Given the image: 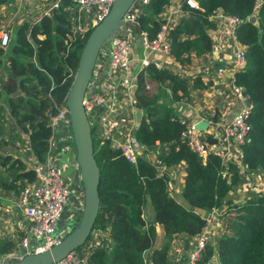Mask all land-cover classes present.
Segmentation results:
<instances>
[{"label": "trees", "instance_id": "1", "mask_svg": "<svg viewBox=\"0 0 264 264\" xmlns=\"http://www.w3.org/2000/svg\"><path fill=\"white\" fill-rule=\"evenodd\" d=\"M196 2L198 8H188L180 2L181 17L167 29L169 54L176 62L185 64L191 54L209 52V31L215 27L212 16L217 11L239 20L234 37L246 64L232 74V80L251 105L247 119L249 137L240 146L241 163L246 172L256 171L264 176V0L254 22L247 21L252 14V0ZM168 3L169 0H148L137 15L133 30L145 31L149 38L154 36L163 21L159 14ZM73 5L71 0H59L50 16L42 15L33 24L14 26L8 44L0 47V65L5 58L10 71V77L0 87V100L15 127L26 134L25 145L38 161L47 153L52 132L47 120L66 95L89 31L78 36L73 30L66 9ZM107 43L101 48L106 49ZM145 76L153 81L148 89ZM136 81L132 95L143 114L133 134L141 145L161 148L156 156L161 165L184 164L180 196L187 207L168 194L169 178L164 172L143 157H138L135 164L127 162L118 148L100 142L95 128L90 126L93 157L99 170V208L92 229L107 227L111 247L94 248L86 264H144L147 250H151V264H169L172 237L198 234L206 214L214 208L223 210L220 234L215 240L218 263L264 264V193L251 195L240 204H230L227 194L239 182L238 168L232 163L223 164L215 153L209 152L201 160L191 151L180 138L185 122L165 101L180 102L190 90L203 89L206 84L194 77L189 86L187 78L165 68L156 69L152 64L137 74ZM166 86L168 93L164 91ZM14 92L18 94L12 95ZM3 112L0 107V146L12 141L19 147L21 138L5 132ZM3 133H7L6 139L2 138ZM204 138L207 143L216 142L209 136ZM150 151L154 152V148ZM0 168V188L15 196L33 180L32 169L18 156L0 154ZM146 201L153 212L150 221L142 217ZM155 224L161 226L165 237L159 248H152ZM12 246L10 241L0 240V256ZM212 250L206 245L197 264L210 259Z\"/></svg>", "mask_w": 264, "mask_h": 264}, {"label": "built area", "instance_id": "2", "mask_svg": "<svg viewBox=\"0 0 264 264\" xmlns=\"http://www.w3.org/2000/svg\"><path fill=\"white\" fill-rule=\"evenodd\" d=\"M23 1L30 2V0ZM170 1L160 12L159 17L163 21L158 31L151 38L147 36L145 31H136L135 33L133 28L127 25V23H130L134 28L137 26L136 17L148 0H134L132 2L122 18L123 23L121 26L125 25V31H120V26L115 35L108 41L106 52L105 49L99 50L92 77L82 97V106L86 118L90 126L95 128L100 142H107L110 147L118 148L129 163L135 164L138 157H143L148 159L159 171L163 166L160 164L159 159L157 157L148 158V148L141 145L133 134L136 125L134 112L138 107L135 105L133 91L131 90L137 86L136 76L131 72V53L134 46V35H138L143 51L148 54L163 53L171 57L167 29L176 23H174L173 16L180 11L179 5H172ZM261 1L252 0L251 16L254 18ZM58 2L59 0H51L40 16H50L51 11L58 7ZM71 2L74 5L67 6L66 9L74 20H71L74 23L72 28L78 36H82L108 13L113 0H72ZM180 2L188 8H198L196 0H180ZM216 16L223 18L227 37L236 42L234 30L239 20L219 11L212 16V19L214 20ZM7 26L8 23L0 26V47H5L10 40ZM209 34L211 39V31H209ZM106 59V72L93 87L92 81L95 80L93 72ZM227 59V66L218 67L215 74L226 75L228 79H231L230 92L239 102V107L230 121L222 126L220 151L218 153L210 151L207 148V143L200 137L201 133L194 129L193 124L190 123L185 122L180 138L201 160H204L207 153L212 152L219 156L223 164L232 163L239 167L241 165L240 146L248 140L250 132V124L247 119L251 105L248 98L242 94L241 88L235 86L232 80V74L235 71L242 70L246 64L242 49H234ZM149 64H152L156 69L163 68L158 61L142 57L138 60L137 72H142ZM4 66L6 68H0V87L3 81L10 77L8 64L5 63ZM47 122L52 131L57 126H63L66 129V135H62L60 141L64 144V149L73 152L74 158L71 134L70 132L68 134L69 123L65 97L60 104L55 106V111L49 115ZM49 143H51V139L48 140V145ZM208 144L212 145L214 143ZM72 162L75 167V159ZM27 164L32 169L33 180L26 183L19 195H16L17 205L22 209V214L28 221L26 235L18 239V246L23 248V254L42 252L60 240L62 233L57 229V223L70 196H72L71 202L73 210L76 212V219L82 206L79 174L75 179L67 181L63 173V167L57 164V161L53 160L47 153L41 161L32 156L30 160H27ZM222 212L223 210L214 208L206 214L202 229L191 238L185 264H197L204 251L207 234L218 230V226L215 225V228L212 223L216 220L220 221ZM91 234L92 231L80 247L70 251L55 264H86L89 261V253L97 248ZM29 241L35 242V244L30 245ZM13 258V253L1 255L0 264H8Z\"/></svg>", "mask_w": 264, "mask_h": 264}, {"label": "crops", "instance_id": "3", "mask_svg": "<svg viewBox=\"0 0 264 264\" xmlns=\"http://www.w3.org/2000/svg\"><path fill=\"white\" fill-rule=\"evenodd\" d=\"M50 1L51 0H30V2H24L23 0H5L0 2V26L3 23L10 24L11 34L12 28L14 26H18L21 23L33 24L38 21L40 14L50 3ZM180 17L181 13L177 12V14L173 16L174 23ZM214 22L215 27L211 31L210 51L200 56H194L191 54L189 56V62L185 64H180L163 53L148 54L147 52L143 51L140 45L139 36L134 35V46L131 53V72L137 76L138 60L142 57H147L149 60L158 61L163 68L169 70L170 72H173L180 77L185 76L184 78L188 79L189 86L194 77H198L199 80L206 84V87L203 89L194 88L190 90L189 95L180 102L171 103L167 99L165 101L167 104L173 107L180 120L190 124L205 121L206 123L204 128L200 131L201 133L205 134V137L209 136L210 138L216 140V143L212 145L207 143V148L210 151L218 153V151L221 149L220 141L222 142V126L230 121L239 107V102L230 92L231 79H228L226 75H217L215 74V71L218 67H226L228 64L227 57L232 54L234 49H239L240 46L237 42L227 37L223 18L216 16L214 18ZM134 32L136 33V31ZM104 51L106 52V49ZM5 67L6 66H4V68ZM96 69L97 67L94 71L95 80L92 81L93 87L105 74L107 69V59L103 60L97 71ZM144 80L145 89H148L150 86H152L153 81L148 79L146 76ZM167 87L168 86H166L164 89L165 93H168ZM0 105H2L0 107H2L4 110L3 115L5 113L7 114V108L5 105H3L1 100ZM7 116L9 115L7 114ZM13 130L14 129H9L7 133L15 137L21 136V146L16 147L18 144L8 141L7 144L0 146V154L18 156L20 160H22L25 165L28 166L27 160H30L32 155L29 151V148L25 147L27 137L23 138V132L21 133L19 130ZM7 133L5 134V137H2L3 139H6ZM24 135L26 136V134ZM62 135H66V129L63 126H57L51 132V136L49 138L51 139V143L48 145L47 154L50 155L53 160H56L57 164L63 167V173L66 169L68 170V172L64 173V176H66L67 181H71L75 179L76 176H78V171L72 162L74 158H68L64 156L66 152L71 151L64 149V144L60 141ZM152 148H148V156L150 155V149ZM28 156L29 158H27ZM238 168L239 182L235 184L233 189L227 194V201H229L230 204L242 202L245 198L251 195H259L264 193V176H261L256 171L246 172L242 164ZM1 170L2 169L0 168V171ZM161 171L164 172L169 178L168 194L172 196L178 203L187 207V204L180 196V189L184 175V164L179 162L168 167L162 166ZM71 200L72 196L69 197L68 202L64 205L60 218L62 219V217L65 215V212L69 214V220H67L68 225L64 233L68 230L70 225H73L76 219V212L73 210V204ZM142 217L146 221H150L153 217V212L148 201L145 202L142 208ZM27 224L28 221L23 216L22 209L17 205V198L15 194H13L11 191L0 188V240L10 241L13 244L12 248L7 252L13 253L14 258L11 261L17 260L18 257L22 256L24 252L23 248L18 246V239L21 236L26 235L25 233L28 227ZM215 225L218 226V229L220 230V221L216 220V222L212 223L213 227H215ZM154 228L155 237L152 248H159L165 242V237L160 225L155 224ZM59 232H61V230H59ZM91 236L93 237V242L97 247H102L104 249H109L111 247L107 227L103 229H93ZM218 236V233L214 234V232L207 234V242L205 246L210 245L212 247V255L210 259L202 261L199 264H219L216 259L215 252V240ZM191 238L192 237H187L184 235L172 237V239L169 241L168 247L169 264H185L187 251L190 248V241L192 240ZM184 239H187L186 250H184ZM29 244L32 245L35 244V242L29 241ZM150 251L151 250H147L144 252V264H151Z\"/></svg>", "mask_w": 264, "mask_h": 264}, {"label": "water", "instance_id": "4", "mask_svg": "<svg viewBox=\"0 0 264 264\" xmlns=\"http://www.w3.org/2000/svg\"><path fill=\"white\" fill-rule=\"evenodd\" d=\"M134 0H113L108 13L94 25L87 33L78 55L76 67L65 95L69 132L74 147V159L81 182L82 206L80 214L73 226L60 240L48 249L38 253L23 254L9 264H55L64 258L70 251L80 247L88 237L99 208L98 181L99 170L93 157L90 124L82 106V97L100 48L108 42L123 23V16ZM249 16L247 21L254 22ZM130 28L134 26L127 23ZM135 87L131 90L133 91ZM14 92L12 95H16ZM143 112L137 108L134 112L136 124ZM205 121L193 124L194 129L202 130ZM187 248V239H184V250Z\"/></svg>", "mask_w": 264, "mask_h": 264}, {"label": "rangeland", "instance_id": "5", "mask_svg": "<svg viewBox=\"0 0 264 264\" xmlns=\"http://www.w3.org/2000/svg\"><path fill=\"white\" fill-rule=\"evenodd\" d=\"M171 2V4L173 5V4H175V5H179L180 4V0H171L170 1ZM22 10V9H21ZM68 16H69V20H70V22L72 23V26L74 25V23L71 21V20H73V18H72V16H70V14L68 13ZM74 21V20H73ZM3 26H4V23L2 24ZM9 28V34H10V24H8V26H7V29ZM121 30L120 31H125V25H123V26H121V28H120ZM14 31H13V28H12V32H11V34L13 33ZM102 49V48H101ZM5 58H3V60H2V63H1V65H0V68L1 69H4V63H6V59L4 60ZM136 70V69H135ZM135 70H134V72H135ZM132 71V70H131ZM134 75V74H133ZM4 98V97H3ZM0 106H2V105H0ZM3 118H4V126H5V132H8V130L10 129H14L13 131H15V130H18L16 127H15V125H14V123H13V119L10 117V116H7V114L5 113L4 114V116H3ZM21 132V131H20ZM22 133V132H21ZM68 134H69V131H68ZM2 137H5V133H3L2 134ZM18 137H20L21 139H22V137L21 136H18ZM24 137H26L24 134H23V138ZM200 137L202 138V139H204V137H205V134H201L200 135ZM7 140H8V138H7ZM154 148V152H151L150 151V155L148 156V158L150 157V158H154V157H156L157 156V154L160 152V150H161V148L159 147V146H154L153 147ZM64 156H66V157H68V158H72L73 157V153L72 152H66L65 154H64ZM76 163V162H75ZM238 164H240V163H238ZM76 166H77V164H76ZM65 172H68V170L66 169L65 171H64V173ZM246 199V198H245ZM244 199V200H245ZM244 200L242 201V202H244ZM242 202H238V203H236V204H240V203H242ZM236 204H234V203H232V205H236ZM65 215L62 217V219H60L59 220V223H58V229L59 230H61V232L62 233H64V231H65V229H66V227H67V225H68V223H67V220H69V214L68 213H64ZM66 221V222H65ZM65 222V223H64ZM70 228H71V225H70V227L68 228V230H70ZM67 230V231H68ZM66 231V232H67ZM65 232V233H66ZM64 233V234H65ZM216 233H218V235L220 234V232H219V229L218 230H215L214 231V234H216ZM62 236H63V234H62ZM199 261V260H198ZM185 262H186V260H185ZM198 263V262H197Z\"/></svg>", "mask_w": 264, "mask_h": 264}, {"label": "clouds", "instance_id": "6", "mask_svg": "<svg viewBox=\"0 0 264 264\" xmlns=\"http://www.w3.org/2000/svg\"><path fill=\"white\" fill-rule=\"evenodd\" d=\"M135 88H136V87H135ZM134 90H135V89H134ZM134 90H133V91H134ZM197 131H199V130H197ZM199 132L201 133V131H199ZM201 134H202V133H201ZM202 140L205 142V138L202 139ZM206 143H207V141H206ZM26 148H28V146H26ZM240 161H241V159H240ZM241 164H242V163H241ZM27 167H28V166H27ZM236 167L238 168V166H236ZM238 169H239V168H238ZM76 220H77V219H75V221H76ZM73 224H74V223H73ZM72 226H73V225H72ZM72 226H71V227H72ZM92 230H93V229H92ZM92 230H91V231H92ZM68 231H69V230H68ZM63 235H64V234H63ZM61 237H62V236H61ZM86 239H87V238H86ZM86 239H85V240H86ZM76 249H77V248H76ZM11 262H13V261H11ZM11 262H9V263H11ZM9 263H8V264H9Z\"/></svg>", "mask_w": 264, "mask_h": 264}]
</instances>
